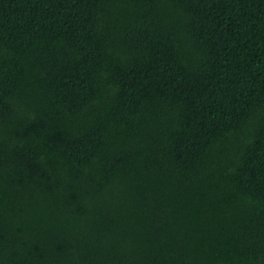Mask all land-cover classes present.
I'll return each instance as SVG.
<instances>
[{
	"label": "trees",
	"instance_id": "1",
	"mask_svg": "<svg viewBox=\"0 0 264 264\" xmlns=\"http://www.w3.org/2000/svg\"><path fill=\"white\" fill-rule=\"evenodd\" d=\"M0 264H264V0H0Z\"/></svg>",
	"mask_w": 264,
	"mask_h": 264
}]
</instances>
